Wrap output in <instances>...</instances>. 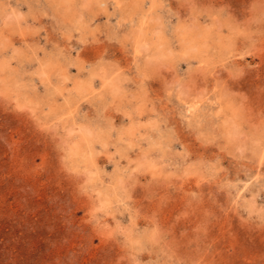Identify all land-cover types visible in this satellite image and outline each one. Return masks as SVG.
<instances>
[{
  "label": "rangeland",
  "instance_id": "obj_1",
  "mask_svg": "<svg viewBox=\"0 0 264 264\" xmlns=\"http://www.w3.org/2000/svg\"><path fill=\"white\" fill-rule=\"evenodd\" d=\"M0 264H264V0H0Z\"/></svg>",
  "mask_w": 264,
  "mask_h": 264
}]
</instances>
